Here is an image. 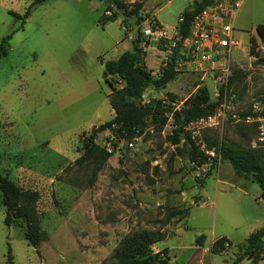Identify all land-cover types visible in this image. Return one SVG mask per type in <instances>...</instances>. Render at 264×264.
Returning a JSON list of instances; mask_svg holds the SVG:
<instances>
[{
    "label": "rangeland",
    "instance_id": "1",
    "mask_svg": "<svg viewBox=\"0 0 264 264\" xmlns=\"http://www.w3.org/2000/svg\"><path fill=\"white\" fill-rule=\"evenodd\" d=\"M30 2L0 0V41L11 34L7 54L0 56V173L38 191L43 240L37 247L27 244L20 220L5 226L0 199V264H7L8 246L13 264H110L120 240L141 228L169 234L152 248H168L175 264H223L239 255L236 246L247 230L264 223V188L235 174L228 162L217 161L209 175L208 166L193 168L182 143L178 151L166 139L171 119L161 132L146 127L116 148L108 144L109 129L98 132L96 143L112 154L95 177L73 163L81 153L82 134L112 116L103 63L130 49L131 31L119 18L99 23L105 0H47L31 9L20 28V19L9 11L23 14ZM193 3L144 0L141 15L171 26ZM258 23H264V0H244L230 60L235 96L211 119L187 126L203 148L208 138L264 149V116L251 115L264 105V64L249 53L255 37V49L264 55V41L255 32ZM154 52H146L147 69L153 68ZM216 75L177 73L164 87L146 89L143 101L148 92L170 102L167 93H172L180 105L201 85L215 100ZM186 206V218L167 220V212ZM200 236L206 247L222 236L232 245L222 253L203 252L195 244Z\"/></svg>",
    "mask_w": 264,
    "mask_h": 264
},
{
    "label": "trees",
    "instance_id": "2",
    "mask_svg": "<svg viewBox=\"0 0 264 264\" xmlns=\"http://www.w3.org/2000/svg\"><path fill=\"white\" fill-rule=\"evenodd\" d=\"M47 0H31L23 14L14 11L9 13L16 19H20V28L29 16L31 9ZM104 13L99 17V23L103 26L109 21L120 18L124 30L131 31L130 49L124 50L116 59L106 60L103 63V77L110 87L108 101L114 115L109 120L93 126L90 133L82 134L80 143V155L73 161L79 167L90 169L95 177L105 162L109 159V152L105 146L96 143L98 132L109 129L112 137L108 139L112 148H116L121 142H129L136 134L146 127L152 131L161 132L169 119L173 128L166 139L177 147L182 143L186 148L188 162L193 168L208 163L207 175L217 161L228 162L235 174L248 178L264 188V149L260 147H246L231 140H211L206 138L204 148L196 142L187 130V126L201 118L213 116L218 109L221 93L215 100H211L207 88L198 86L196 91L182 100L181 104L176 95L167 93L170 102L164 99L150 96L143 101L145 90L152 88L158 90L173 80L177 74L173 70V63L169 62L159 74L153 75L145 65V55L140 47V25L144 19L141 10L144 0H105ZM193 4L180 12L182 21L178 24L180 33L185 36L189 30L194 16L209 5L212 0H193ZM109 11V13H106ZM146 15V14H145ZM147 16V15H146ZM255 32L261 41H264V23L255 26ZM130 35V36H131ZM11 34L5 35L0 41V56L8 52ZM256 48V38H250L249 53L256 57V62L264 64V55ZM238 75V73H237ZM235 75H230L227 87L231 89L235 81ZM119 84V86H118ZM222 91V90H221ZM220 91V92H221ZM176 105H178L176 107ZM252 116H264V105L259 113H251ZM213 151L215 157L206 152ZM0 199L4 206L3 222L9 227L18 220L24 224V238L27 244L37 247L43 240L40 225V215L37 209L39 193L36 190L24 189L11 180L8 174L0 173ZM189 207L172 209L167 212V220L176 216H187ZM264 236V224L252 231L243 244L236 247L241 251L230 263L237 264L246 258L258 240ZM165 238V232L161 229H137L126 234L113 249L110 256V264H175L172 263L166 248L155 251L152 246ZM202 236L198 237L199 243ZM230 242L224 236L215 239L211 245L212 252H221L229 246ZM39 251L36 250V253ZM264 259V248L250 258L248 264H256ZM7 264H13L11 248L7 247Z\"/></svg>",
    "mask_w": 264,
    "mask_h": 264
},
{
    "label": "built area",
    "instance_id": "3",
    "mask_svg": "<svg viewBox=\"0 0 264 264\" xmlns=\"http://www.w3.org/2000/svg\"><path fill=\"white\" fill-rule=\"evenodd\" d=\"M243 1L212 0L194 16L185 36L181 35L178 26L182 21L180 14L177 22L171 26L162 25L154 18L143 15L144 19L140 25L142 32L140 47L144 52L153 48L160 54L158 67L151 73L159 74L169 62L173 63V70L176 73L196 72L202 75L209 71L214 75L217 73L214 78L220 82L218 96L221 93L218 111L224 110L235 96L227 84L231 74V53L238 44L234 39L235 21ZM143 96L144 94L142 98ZM205 119H211V116L197 121ZM105 147L111 152L109 147ZM200 166H208V163Z\"/></svg>",
    "mask_w": 264,
    "mask_h": 264
},
{
    "label": "crops",
    "instance_id": "4",
    "mask_svg": "<svg viewBox=\"0 0 264 264\" xmlns=\"http://www.w3.org/2000/svg\"><path fill=\"white\" fill-rule=\"evenodd\" d=\"M131 1H134V0H131ZM143 5H144V4H143ZM189 5H190V4H189ZM241 6H242V5H241ZM188 7H189V6H188ZM10 11H11V10H10ZM152 18H154V17L152 16ZM119 19H120V18H119ZM154 19L156 20V18H154ZM156 21H157V20H156ZM123 51H124V50H123ZM123 51H122V52H123ZM122 52H121V53H122ZM121 53H120V54H121ZM159 55H160L159 53L156 54V53L154 52V55H153V56H154V64L150 66V67H153V68L150 69L151 71H155L156 68L158 67ZM144 60H145V58H144ZM145 65H146V62H145ZM146 66H147V65H146ZM147 67H148V66H147ZM169 82H170V81H169ZM110 91H111V90H110ZM109 93H110V92H109ZM109 93H108V94H109ZM150 96H152L151 93H148V92H147V97L149 98ZM107 97H108V96H107ZM152 97H153V96H152ZM108 102H109V101H108ZM111 109H112V108H111ZM113 115H114V112H113V110H112V116H111V118L113 117ZM198 187H199V189H202V185H201V186H198ZM202 204H204V202H202ZM187 216H188V215H187ZM187 216H183L182 220H183L184 218H186ZM177 217H178V216H177ZM182 220H181V221H182ZM181 221H180V222H181ZM180 222H179V223H180ZM179 223H178V224H179ZM178 224H177V225H178ZM263 224H264V223H263ZM177 225H176V226H177ZM261 225H262V224H261L260 221L257 222V224H256L255 226H253L252 228H250L249 230H247V231H248V232H247V233H248L247 236H248L252 231H254L255 229L259 228ZM162 231H164V230H162ZM174 231H175V230H174ZM164 232H165V231H164ZM173 233H174V232H173ZM173 233H172V234H173ZM167 235H169V234H166V233H165V237H166ZM247 236H246V238H247ZM246 238H245V239H246ZM164 239H165V238H164ZM164 239H163V240H164ZM262 239H263V248H264V236H263ZM196 240H197V239H196ZM214 240H215V239H211L210 245H209L208 247H206V246L204 245V243H203V236H202L201 241H200L199 243H196V241H195V244H196L197 246L203 248V252H206V251H207V252H209V253H216V252H212V251H211V245H212V243H213ZM228 241H229V240H228ZM244 241H245V240H244ZM243 243H244V242H243ZM243 243H242V244H243ZM231 245H232V243L230 242L229 246H227V247H230ZM238 245H240V244H238ZM227 247H226V249H227ZM236 248H237V247H236ZM160 249H162V248H157L156 251H158V250H160ZM166 249H167V251H168V255H169V249H168V248H166ZM226 249L223 250V251H226ZM223 251L218 252V253H222ZM169 257H170V256H169ZM233 257H234V255H233L232 257H230L228 260H225V262H224L223 264L228 263V261L232 260ZM170 260H171V257H170ZM248 261H249V260H247L246 258H244L243 260H241V261L238 262L237 264H242V262H245V264H246V263H248ZM200 264H204V262H203V261H200ZM256 264H264V259H263V260H260V261L257 262Z\"/></svg>",
    "mask_w": 264,
    "mask_h": 264
},
{
    "label": "water",
    "instance_id": "5",
    "mask_svg": "<svg viewBox=\"0 0 264 264\" xmlns=\"http://www.w3.org/2000/svg\"><path fill=\"white\" fill-rule=\"evenodd\" d=\"M261 246H263V239L257 241V243L252 249V252L246 257V259L250 260V258L259 250Z\"/></svg>",
    "mask_w": 264,
    "mask_h": 264
}]
</instances>
